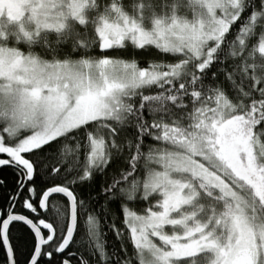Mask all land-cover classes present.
Segmentation results:
<instances>
[{
    "label": "snow or ice",
    "instance_id": "6c2138e0",
    "mask_svg": "<svg viewBox=\"0 0 264 264\" xmlns=\"http://www.w3.org/2000/svg\"><path fill=\"white\" fill-rule=\"evenodd\" d=\"M0 264H264V0H0Z\"/></svg>",
    "mask_w": 264,
    "mask_h": 264
}]
</instances>
